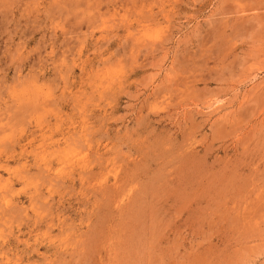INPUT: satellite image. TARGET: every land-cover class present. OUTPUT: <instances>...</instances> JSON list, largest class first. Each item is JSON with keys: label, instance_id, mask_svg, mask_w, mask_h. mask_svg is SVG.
I'll list each match as a JSON object with an SVG mask.
<instances>
[{"label": "rangeland", "instance_id": "374dc122", "mask_svg": "<svg viewBox=\"0 0 264 264\" xmlns=\"http://www.w3.org/2000/svg\"><path fill=\"white\" fill-rule=\"evenodd\" d=\"M0 264H264V0H0Z\"/></svg>", "mask_w": 264, "mask_h": 264}]
</instances>
